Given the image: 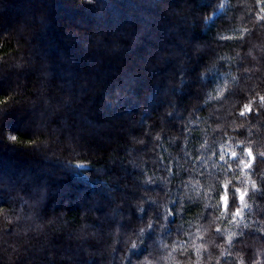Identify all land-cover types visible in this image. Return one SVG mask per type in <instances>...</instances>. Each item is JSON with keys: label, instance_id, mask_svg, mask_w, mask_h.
<instances>
[{"label": "clouds", "instance_id": "clouds-1", "mask_svg": "<svg viewBox=\"0 0 264 264\" xmlns=\"http://www.w3.org/2000/svg\"><path fill=\"white\" fill-rule=\"evenodd\" d=\"M66 2L0 12V264H264V0Z\"/></svg>", "mask_w": 264, "mask_h": 264}, {"label": "trees", "instance_id": "trees-1", "mask_svg": "<svg viewBox=\"0 0 264 264\" xmlns=\"http://www.w3.org/2000/svg\"><path fill=\"white\" fill-rule=\"evenodd\" d=\"M117 2L120 5L119 7H111L114 23L124 11L139 7L138 0H117ZM208 3H210V0H201L202 6H206ZM0 12H6L10 20L16 16L29 17L34 14H46L52 22L47 35L50 42L53 43H59L63 28L75 24L76 19L82 15L79 9L70 6L66 0H0ZM220 15L221 12L217 14V16ZM52 51L55 53L54 47ZM72 180L77 184L94 189V185L88 184L87 177L73 176ZM135 254L138 255L139 253Z\"/></svg>", "mask_w": 264, "mask_h": 264}, {"label": "rangeland", "instance_id": "rangeland-1", "mask_svg": "<svg viewBox=\"0 0 264 264\" xmlns=\"http://www.w3.org/2000/svg\"><path fill=\"white\" fill-rule=\"evenodd\" d=\"M220 11H217L216 15L219 13Z\"/></svg>", "mask_w": 264, "mask_h": 264}]
</instances>
